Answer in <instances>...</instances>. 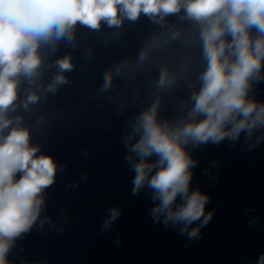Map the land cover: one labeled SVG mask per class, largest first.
Returning <instances> with one entry per match:
<instances>
[{
	"label": "water",
	"instance_id": "obj_1",
	"mask_svg": "<svg viewBox=\"0 0 264 264\" xmlns=\"http://www.w3.org/2000/svg\"><path fill=\"white\" fill-rule=\"evenodd\" d=\"M184 15L181 9L166 16L163 26L143 13L118 27L78 23L70 41L61 38L54 50L42 46L38 86L21 79L19 107L8 118L20 117L29 145L39 149L36 156L52 157L57 167L53 183L39 194L37 220L13 240L9 264H259L264 256V125L251 135L244 129L237 137L184 145L195 161L189 194L207 197L204 214L191 224L166 221V212L153 211L161 200L147 181L159 165L133 191L134 165L141 159L132 152L141 135H133L138 117L159 100V123L175 128L189 122L191 98L203 85L199 76L207 61L200 28L181 19ZM175 31L180 36L171 39ZM251 34L255 37L256 30ZM66 55L73 68L61 73L55 62ZM261 64L264 77V60ZM164 69L176 78L171 85H159ZM108 72L112 82L104 88ZM58 74L67 82L48 90ZM30 92L39 99L25 109ZM248 98L264 104V78L251 79ZM191 119L198 122L204 114ZM158 160L156 153L146 158L153 165ZM184 202L178 194L173 209ZM193 229H198L195 236Z\"/></svg>",
	"mask_w": 264,
	"mask_h": 264
},
{
	"label": "clouds",
	"instance_id": "obj_2",
	"mask_svg": "<svg viewBox=\"0 0 264 264\" xmlns=\"http://www.w3.org/2000/svg\"><path fill=\"white\" fill-rule=\"evenodd\" d=\"M181 9L185 13L181 19L193 20L200 28L207 61L206 70L199 76L203 85L191 98L195 104L189 112V122L175 128L159 123V100L138 117L133 135H141L132 152L141 159L134 165L137 175L133 191L159 165L147 181L155 190V198L161 200L153 211L166 212V221H185L187 226L204 214L207 197L199 191L189 194V169L195 161L184 145L189 141L237 137L244 129L251 135L257 125H264V104L248 98L251 79L264 78L260 76L264 60V0H0V264H9L6 256L14 238L27 232L37 220L43 203L39 194L53 183L56 173L52 157L36 156L39 149L29 145V130L20 127L21 118H8L9 111L19 107L15 102L21 79L26 78L30 86L37 85L42 46L54 50L61 38L70 41L78 23L91 29H99L102 21L109 27H118L125 18L135 21L143 13L163 26L166 16L180 13ZM252 29L256 30L255 37ZM179 36L180 32L175 31L171 39ZM145 55L141 52L140 59L144 60ZM55 63L61 73L73 68L67 55ZM175 79L164 69L159 85H171ZM65 82L64 75L58 74L48 90ZM111 82L112 74L108 72L104 88ZM38 99L35 92H30L23 107L27 109ZM198 114H204V119H191ZM13 124L5 135L4 130ZM228 124L231 127L226 129ZM153 153L159 156L156 165L146 162ZM17 173H21L18 179ZM178 194L185 202L174 210ZM117 214L113 210L112 218ZM210 218L211 213L204 222ZM197 232L193 229L190 235ZM259 264H264V256Z\"/></svg>",
	"mask_w": 264,
	"mask_h": 264
}]
</instances>
